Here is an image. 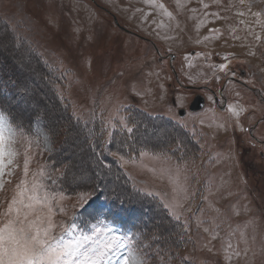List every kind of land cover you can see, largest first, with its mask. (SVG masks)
<instances>
[{"label":"rangeland","instance_id":"rangeland-1","mask_svg":"<svg viewBox=\"0 0 264 264\" xmlns=\"http://www.w3.org/2000/svg\"><path fill=\"white\" fill-rule=\"evenodd\" d=\"M235 76L264 95V0H0V109L32 142L30 174L43 168L58 181H45L58 194L54 222L75 217L76 235L88 234L85 194L88 212L132 237L146 264H264V103ZM209 85L226 86V109L192 90ZM196 93L209 102L194 112ZM135 110L152 119L131 118ZM93 129L104 134L99 155L85 137ZM128 145H145L147 155L128 154ZM17 148L9 189L22 174ZM111 150L135 163L121 166ZM181 185L179 222L145 195L171 198ZM127 251L110 264H123Z\"/></svg>","mask_w":264,"mask_h":264},{"label":"snow or ice","instance_id":"snow-or-ice-1","mask_svg":"<svg viewBox=\"0 0 264 264\" xmlns=\"http://www.w3.org/2000/svg\"><path fill=\"white\" fill-rule=\"evenodd\" d=\"M240 2L244 3V0ZM145 3H151V0H145ZM158 7L165 15H171L162 3ZM204 7L207 8L208 5L205 4ZM243 14L238 13V15ZM254 15L259 16V13ZM215 31L217 30H213ZM256 39H260L259 35ZM226 68V64L220 66L221 71ZM227 110L239 117L240 113L232 105H229ZM29 124L31 125V120ZM119 126L128 133L133 131L124 121H120ZM21 127V125L13 127V123L9 122L3 109H0V264H110L112 256L126 247L128 251L123 258V264H146L143 255L131 247L132 237L121 236L114 227L105 223L107 217L103 220L100 218V213L88 212V200L85 194L81 195L80 215L87 217L82 223L85 228H90L88 234L82 232L81 235H76L80 225L76 223L75 217L73 223L67 226L54 222L53 202L58 201V194L45 181L51 179L53 184L58 181L43 168L37 173L30 174L32 142L17 131V128ZM111 127L115 129L117 125L113 124ZM51 130L54 132L55 127L52 126ZM106 134L111 138L112 131L106 129ZM18 143L20 148L24 149L22 174L18 177L15 186L9 189L6 186L12 184V178L17 176V169L21 168L17 159L21 154L20 149L17 148ZM107 143H111V140L109 139ZM111 155L117 157L121 166L135 163L134 158L131 156L125 158L122 153L115 152ZM138 155L144 157L147 153L139 151ZM102 165L104 168H110L108 163L102 162ZM96 175L99 176L100 173L97 172ZM66 177L67 169L60 180ZM76 179L77 177L73 176V180ZM9 190L12 191L11 197L7 196ZM95 190L94 187L92 191ZM64 195L61 190L59 198H63ZM145 195L156 196L165 216L179 222V210L184 208L188 199L187 189L183 185L174 189L171 198L167 194L161 196L153 192H146ZM185 210L188 211L190 208ZM89 222L95 223L89 224ZM57 227L62 229L59 234L55 231ZM204 230L209 231L207 228ZM212 239H215V235ZM227 247L231 249L232 245L228 244ZM211 250L209 248V251ZM233 255L239 256L240 253L234 251ZM226 259L230 261L232 257L227 256Z\"/></svg>","mask_w":264,"mask_h":264},{"label":"flooded vegetation","instance_id":"flooded-vegetation-1","mask_svg":"<svg viewBox=\"0 0 264 264\" xmlns=\"http://www.w3.org/2000/svg\"><path fill=\"white\" fill-rule=\"evenodd\" d=\"M125 30H127V29H125ZM243 73H244V70H241V76L242 77H245ZM242 77H236L235 76V77H233L231 79L233 81L237 82V83H240V84H242V85H244L246 87H249L255 94H258V99L262 103H264V97H263L264 95H263V93L259 89H257V88H254L253 89L250 86H247V84L244 83ZM225 87H223V90H221V89L220 90H217V89L213 88L211 85H209V86L193 87L194 89L192 88V90H195L197 92H201V91L202 92L205 91L206 93L208 92L210 94V96H213V98H214L215 102L217 103V105L221 109L224 110V109H226V107L228 105V99H229V97H227V95H226V89H225ZM188 89H189V87H188ZM205 94L202 95L201 93H196L195 94V98L198 97V96H203L204 99H205L206 104L208 105L209 99L207 97V94L206 95ZM221 98L225 101V105L224 106L223 105H220ZM263 120H264V118H263ZM256 127H257V125H255V128ZM248 131L251 133L252 136H254V129H248ZM255 140L257 142H261L262 141V140L258 139L257 137H255Z\"/></svg>","mask_w":264,"mask_h":264},{"label":"trees","instance_id":"trees-1","mask_svg":"<svg viewBox=\"0 0 264 264\" xmlns=\"http://www.w3.org/2000/svg\"><path fill=\"white\" fill-rule=\"evenodd\" d=\"M131 115V118L137 116L138 118H144L147 120V118L149 119H152L151 116H149L148 113L146 112H143V111H139V110H135V111H132V113L130 114ZM156 118V117H154ZM75 122V121H74ZM136 122V120H135ZM137 128V125H134V129ZM68 129H66L67 131ZM126 136L129 138H133L132 136V133H126ZM67 137V136H66ZM86 138L89 137L90 141L92 140L94 142V146L92 147V149H95V147L97 146L96 150L97 151L96 153L99 155V150L100 148L103 146V144H105V139H104V134L102 133V130L99 129V130H95L93 129L92 133H88L85 135ZM124 139V137H122ZM128 139H124L128 141ZM88 143V141H87ZM89 144V143H88ZM109 146H111L113 148V144H108ZM143 148H145V145H142V146H133V147H130V145L127 146V150L126 152L128 154H136L137 152H139L140 150H142ZM113 150V149H112ZM112 150L110 153H112ZM184 152H185V149H184ZM123 153V152H122ZM125 154V153H124Z\"/></svg>","mask_w":264,"mask_h":264},{"label":"water","instance_id":"water-1","mask_svg":"<svg viewBox=\"0 0 264 264\" xmlns=\"http://www.w3.org/2000/svg\"><path fill=\"white\" fill-rule=\"evenodd\" d=\"M117 20V18H116ZM157 51H159L158 48H156ZM171 59L173 60L174 59V55L171 56ZM206 105V102H205V99L203 96H198L194 99V101L192 102L191 104V110L192 111H199V110H202Z\"/></svg>","mask_w":264,"mask_h":264}]
</instances>
